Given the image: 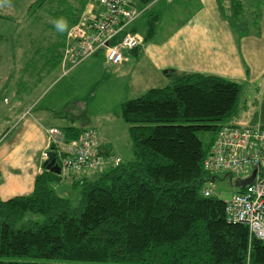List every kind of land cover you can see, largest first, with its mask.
Segmentation results:
<instances>
[{"label": "trees", "instance_id": "trees-1", "mask_svg": "<svg viewBox=\"0 0 264 264\" xmlns=\"http://www.w3.org/2000/svg\"><path fill=\"white\" fill-rule=\"evenodd\" d=\"M72 1L79 9L68 1L72 14L67 28L81 19L86 0ZM218 2L237 34L258 32V2H248L251 10L241 0ZM155 21V15L147 19L144 38L152 34ZM67 28L48 46L36 49L26 42L22 53L27 58L17 65V79L33 85L42 79L35 78L39 71L61 66ZM164 73L166 86L120 103L132 157L100 171L88 169L96 173L92 179L72 180L80 192L76 205L51 185L61 173L78 171L60 169L53 173L42 168L30 194L0 200V264H264V240L249 235L244 223L227 222L222 199L201 194L208 177L201 161L224 125L218 122L235 112L238 82L173 69ZM84 129L63 126V143ZM47 147L58 164V155L66 150ZM26 212L41 219L17 226Z\"/></svg>", "mask_w": 264, "mask_h": 264}, {"label": "rangeland", "instance_id": "rangeland-1", "mask_svg": "<svg viewBox=\"0 0 264 264\" xmlns=\"http://www.w3.org/2000/svg\"><path fill=\"white\" fill-rule=\"evenodd\" d=\"M249 1L254 6L258 0H241L244 8L248 7L247 2ZM199 3V0H170V2L158 0L145 13L140 14V17L134 22V26L139 33L143 32L147 29L145 25L149 18L147 14L154 11L159 15L158 24L155 23L158 25L155 37L157 38L158 35L161 38L162 33L168 32L172 24L191 15ZM261 5L262 3L257 7L258 10ZM247 9L253 8L249 6ZM71 14L68 0H0V95L8 99L9 105L13 103V99H23L26 95L23 97L20 95L29 93L27 87L29 84L17 79L19 66L8 64L9 59L14 55V47L19 45L18 49L21 55L23 52L21 44H25L28 39L31 40L36 49L46 46L64 31L55 22L63 18L67 21L68 26ZM259 27L258 25V32L256 33L250 30V33L246 34L245 37L238 36L242 56L245 60L255 63L258 62L257 59L264 51V37H259ZM97 55L85 58L79 63L80 65L75 64L65 73L57 69L49 73H42L44 79L42 78L38 85L31 90V94L34 95H28L27 98L36 105L32 108L31 113L41 116L46 122L54 123L59 127L64 125H76L85 129L92 127L97 129L99 127L103 135L107 136L109 140L112 139L119 149L126 152V146L130 147L128 125L118 115L119 106L121 102L135 96H132V91L126 90L122 83H117L107 75L115 74L110 67L107 69L101 67L104 75L101 73L96 66L97 63L100 64ZM262 58H264V52ZM250 62H248L249 67H251ZM88 64L95 68L85 69ZM79 68H82L84 72L75 73ZM42 74L39 71L37 77H42ZM232 80L239 84L236 109L226 122L219 121L218 123H232L248 127L264 126V82L260 78L251 81L242 78ZM74 101L82 103L83 112ZM10 124L8 118L2 119L0 115V132L5 128H10ZM15 131L16 129L14 133ZM10 135L7 137H11ZM128 154L132 157L130 151ZM86 173L87 179L96 176V173L91 170L86 171ZM65 180L69 186L64 187V196L70 199L71 204L76 205L80 196L79 186L71 185L68 175ZM205 185L206 183H202L201 187L203 188ZM207 186L212 188V194L216 198L224 201H228L237 188L220 173ZM56 187L58 186L54 185L55 191L58 190ZM40 219L39 214L26 212L17 226L25 221ZM35 260L44 262L41 259ZM46 261L54 262L52 260Z\"/></svg>", "mask_w": 264, "mask_h": 264}, {"label": "crops", "instance_id": "crops-1", "mask_svg": "<svg viewBox=\"0 0 264 264\" xmlns=\"http://www.w3.org/2000/svg\"><path fill=\"white\" fill-rule=\"evenodd\" d=\"M68 1L71 2L70 5L75 10L79 9L76 1ZM156 1L158 0L146 2L140 14L145 13ZM166 1L170 2V0ZM199 1L197 9L191 15L187 16L186 19H182V21H176L170 28L168 27V32L162 33L161 38L158 35L157 38L155 37L158 28L156 24L152 34L147 37L148 39L144 38L146 29L140 33L137 31L134 22L140 17L139 14L127 27L128 30L133 29L141 37L143 36L144 39L141 45L130 49V51H124L123 60L118 67L106 65L103 53H95L96 55L98 54L97 56L100 60V64L97 63L96 66L103 75L101 67L104 69L110 67L115 74L107 75L117 83H122V86L128 91H132L131 95L133 94L132 96L135 97L143 94L144 91L150 88L166 86L169 78L165 76V69H173L175 72L183 73L213 74L229 80L242 78L243 80L248 79V81H251L260 78L264 82V58H262L264 51L256 63L245 60L240 49V38H238L240 35L232 30L223 13L220 12L218 0ZM262 1H257L258 6L262 3L258 10L259 18L257 21L260 26V38L261 36L264 37V0ZM147 4H149L148 7ZM222 4L226 5V1ZM83 6L81 16L93 13L97 8L94 0H86ZM151 15H155V23H157L159 15L151 11L147 14V17ZM245 36H242V38ZM28 41L31 40H26V42ZM50 43L53 44V41H50ZM25 44H21L22 49L25 48ZM18 46L14 47V55L12 54L13 57L9 59V63L7 62L9 65H21L26 62L27 57H24L23 53L20 55ZM91 57L93 55L87 58ZM248 62H250L251 67L248 66ZM90 68L95 67L89 64L85 67V69ZM56 69L62 71L61 66ZM78 71L84 72L82 68L77 69L75 73ZM35 78L44 79V74L42 77ZM38 83L29 84L27 86L29 93L20 95V97L26 95L23 99H13V103L10 105L8 99L0 95L1 118H8V121L11 123L10 128H5V130L0 132V200L31 193L34 177L42 172L43 155L48 150V140L45 130L52 126L58 129L62 128L54 123L46 122L41 116L31 113L32 108L36 105L33 101L31 102V99L28 100L27 98L28 95H34L31 94V90ZM74 102L78 105L82 104L80 101ZM94 129L98 152L103 154L113 153L121 158V162L131 158L128 154L130 147L126 146L125 152V150L119 149L112 139L109 140L107 136L103 135L99 127L97 128L98 130L95 127ZM9 135L11 137H7ZM68 143L60 144L62 150L68 149ZM86 171L82 170L69 174L68 179L70 183L72 180H77L80 177L87 178ZM61 175L60 179L51 186L53 189L54 185L58 186L56 187L58 189L56 192L64 195V187L69 186V183L65 180L66 176L62 173Z\"/></svg>", "mask_w": 264, "mask_h": 264}, {"label": "built area", "instance_id": "built-area-1", "mask_svg": "<svg viewBox=\"0 0 264 264\" xmlns=\"http://www.w3.org/2000/svg\"><path fill=\"white\" fill-rule=\"evenodd\" d=\"M94 1L96 10L83 15L67 29L60 60L63 73L98 52L103 53L106 65L118 67L124 51L141 45L143 38L127 26L139 16L144 6L138 7L136 0ZM45 133L48 144L63 143V135L57 127L46 128ZM97 146L94 129L82 130L78 138L68 143L65 155H58L59 169L64 173L88 169L100 171L120 163L119 156H106L98 152ZM43 156L45 158V153ZM201 163L202 170L208 175L206 185L201 189L205 197L213 195L207 184L219 173L236 186L253 172L248 184L236 186L240 191H235L228 201L223 200V209L227 222L244 223L249 235L264 240V126L226 123L218 127Z\"/></svg>", "mask_w": 264, "mask_h": 264}, {"label": "water", "instance_id": "water-1", "mask_svg": "<svg viewBox=\"0 0 264 264\" xmlns=\"http://www.w3.org/2000/svg\"><path fill=\"white\" fill-rule=\"evenodd\" d=\"M42 166H43V168L44 169H46V170H49V171H51V172H55V173H59L60 172V170H59V166H58V164H57V162H56V158H55V153H54V151H51V150H47L46 152H45V158H44V160H43V162H42ZM253 175V172L251 173V175L250 176H248V178H246V179H243V180H240L237 184H236V186L237 187H244V185H246V184H248L250 181H251V179H252V176ZM212 180V179H211Z\"/></svg>", "mask_w": 264, "mask_h": 264}, {"label": "clouds", "instance_id": "clouds-1", "mask_svg": "<svg viewBox=\"0 0 264 264\" xmlns=\"http://www.w3.org/2000/svg\"><path fill=\"white\" fill-rule=\"evenodd\" d=\"M55 23L57 24V26L60 29H66L67 28V21L64 20L63 18H60V20L56 21Z\"/></svg>", "mask_w": 264, "mask_h": 264}]
</instances>
